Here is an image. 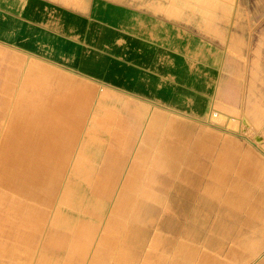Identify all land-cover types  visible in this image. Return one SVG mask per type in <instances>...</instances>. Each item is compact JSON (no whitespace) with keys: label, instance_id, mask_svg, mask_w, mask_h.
Masks as SVG:
<instances>
[{"label":"rangeland","instance_id":"obj_1","mask_svg":"<svg viewBox=\"0 0 264 264\" xmlns=\"http://www.w3.org/2000/svg\"><path fill=\"white\" fill-rule=\"evenodd\" d=\"M121 1L201 37L227 56L229 67L219 68L227 89L219 90L215 105L235 120L206 126L172 111L166 121L154 118L155 177L135 179L139 183L129 187L123 205L127 210L107 221L98 214L108 212L123 179L80 177L95 174L90 171L97 166L91 169L83 152L75 155L76 143L68 139L75 134L79 140L80 124L72 128L67 112L79 116L82 105L90 108L94 99L83 96L96 89L88 80L0 44V264H250L264 254V151L247 139L255 140L256 132L264 138V0H244L234 20L233 0ZM239 128L244 135L235 134ZM19 166L54 168L58 175L82 180L85 193L80 203H69L66 223L46 219L63 178L49 188L44 180L52 174L44 169V182L28 186L31 172ZM146 188L154 193L143 195ZM22 205L34 206L35 221L8 216ZM29 229H35V237L24 250L16 238Z\"/></svg>","mask_w":264,"mask_h":264},{"label":"crops","instance_id":"obj_2","mask_svg":"<svg viewBox=\"0 0 264 264\" xmlns=\"http://www.w3.org/2000/svg\"><path fill=\"white\" fill-rule=\"evenodd\" d=\"M243 6L244 0H233L230 9L233 20ZM0 44L88 80L96 89L83 96L94 101L90 108L82 105L77 111L81 117L74 111L67 112L72 114V128L80 124L76 129L79 140L75 141V134L68 139L76 143L75 155L83 152L89 156L90 168L97 166L90 171L95 174L80 177L123 179L112 192L113 203L108 212L98 214L104 220L114 219L119 211L127 210L123 205L128 200L129 187L139 183L135 179L155 177L154 118L166 121L172 111L206 126L225 119L235 120L215 105L219 90L223 93L227 89L226 76H221L223 80L219 77V68L228 64L227 56L217 53L216 47L201 37L121 0L72 4L56 0H0ZM231 47L232 50L236 47L234 39ZM58 79L68 89H74L64 79ZM205 114L207 120L200 117ZM235 134L244 135V131L239 128ZM253 137L255 140L248 136L247 139L264 151V138L259 132ZM251 154L248 149L247 157ZM255 161L263 162L259 157ZM50 169L46 168L52 174L48 178L49 188L55 186L58 178L63 179L58 182L56 202L46 212V219L66 223L71 200L80 203L83 198V182L72 174L58 175L57 170ZM31 174L42 176L41 171ZM152 192L146 188L142 194L148 196ZM24 205L8 214L11 218L21 215L35 221L37 210L32 205L26 210ZM23 234L17 236L16 242L28 250L35 229ZM250 264H264V254Z\"/></svg>","mask_w":264,"mask_h":264},{"label":"bare ground","instance_id":"obj_3","mask_svg":"<svg viewBox=\"0 0 264 264\" xmlns=\"http://www.w3.org/2000/svg\"><path fill=\"white\" fill-rule=\"evenodd\" d=\"M208 7V6H207ZM212 7V6H211ZM171 9V8H170ZM214 9V8H213ZM169 10V9H168ZM173 10V9H172ZM162 11H164V10H162ZM175 15V14H174ZM173 15V16H174ZM15 101V100H14ZM44 101V100H43ZM14 103V102H13ZM15 104V103H14ZM55 105V104H54ZM56 106V105H55ZM59 110V109H58ZM63 110V109H62ZM54 111V110H53ZM59 112H60V110H59ZM80 115H82L81 113H80ZM60 117V116H59ZM79 117H81V116H79ZM40 118V117H39ZM83 118V117H82ZM81 118V119H82ZM79 119V121L81 122L82 121V123H84V119ZM26 120V119H25ZM41 121H42V119H40ZM44 120V119H43ZM29 121V120H28ZM40 121V122H41ZM73 121V120H72ZM29 123V122H28ZM27 123V125H29ZM43 123V122H42ZM32 124V123H31ZM19 125V124H18ZM43 125V124H42ZM45 125V124H44ZM43 125V126H44ZM20 126V125H19ZM13 127V126H12ZM26 128L28 127V126H25ZM31 127V126H30ZM33 127V126H32ZM14 128V127H13ZM49 128V127H48ZM13 130V129H12ZM25 130V129H24ZM31 131V130H30ZM43 133L44 132H46V131H42ZM51 133V132H50ZM39 136V135H38ZM29 137V136H28ZM35 137V136H34ZM33 137V138H34ZM25 138H26V136H25ZM35 139V138H34ZM38 139V138H37ZM31 142H33V141H31ZM48 142V141H47ZM44 143H45V141H44ZM50 143V142H49ZM7 144V143H6ZM24 144H25V142H24ZM32 144H34V143H32ZM39 144V143H38ZM41 144V143H40ZM48 144V143H47ZM11 145V144H10ZM12 146H13V143H12ZM52 146V145H51ZM5 148H6V146H4ZM40 147V146H39ZM60 147V146H59ZM42 149V148H41ZM51 149V148H50ZM37 150V149H36ZM40 150V149H39ZM47 150H48V148H47ZM20 152V151H19ZM28 152V151H27ZM48 153V152H47ZM20 154V153H19ZM24 154V153H23ZM34 154H35V151H34ZM10 155H11V153H10ZM44 155V154H43ZM42 154H41V156H43ZM34 157V156H33ZM36 157V156H35ZM38 157V156H37ZM15 158H17V156L15 157ZM28 158H29V156H28ZM34 159V158H33ZM12 160H14V159H12ZM16 161V160H15ZM13 163V162H12ZM14 164H16L15 162H14ZM18 164V163H17ZM24 164V163H23ZM19 165V164H18ZM25 165V164H24ZM30 165H32V164H30ZM35 165H37V164H35ZM8 166H10L9 164H8ZM7 166V167H8ZM22 166V165H21ZM21 166H19V167H21ZM22 169H25V173L26 172H31V173H34V172H38V171H43L44 169H46L45 167H42V166H36V167H30V169H29V167L27 166V168L26 167H21ZM43 178L45 179V178H47V177H45V176H39V175H37V174H31V176H29V178L28 179H26L25 180V183H27V185L29 186L30 184H36V182L37 183H41L42 181H43ZM49 178V177H48ZM48 178H47V180H44L45 181V183H46V186H47V184L49 183V181L50 180H48ZM10 181H12V180H10ZM43 181V182H44ZM9 184V183H8ZM7 185V184H6ZM13 185V184H12ZM19 185V184H18ZM26 185V186H27ZM14 186V185H13ZM24 184H20L19 185V188L20 189H23L24 188ZM16 187V186H15ZM41 188V187H40ZM22 195V194H21ZM32 212V211H31ZM24 213V212H23ZM9 215V214H8ZM15 216H17V215H15ZM23 217V216H22Z\"/></svg>","mask_w":264,"mask_h":264}]
</instances>
